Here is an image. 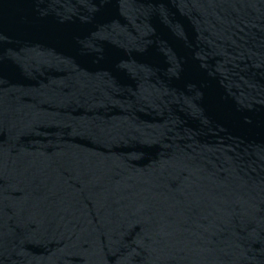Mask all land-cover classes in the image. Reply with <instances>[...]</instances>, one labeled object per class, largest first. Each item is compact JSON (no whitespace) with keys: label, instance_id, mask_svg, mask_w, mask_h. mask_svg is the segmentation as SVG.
Here are the masks:
<instances>
[{"label":"water","instance_id":"water-1","mask_svg":"<svg viewBox=\"0 0 264 264\" xmlns=\"http://www.w3.org/2000/svg\"><path fill=\"white\" fill-rule=\"evenodd\" d=\"M0 264H264V0H0Z\"/></svg>","mask_w":264,"mask_h":264}]
</instances>
